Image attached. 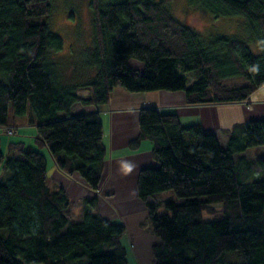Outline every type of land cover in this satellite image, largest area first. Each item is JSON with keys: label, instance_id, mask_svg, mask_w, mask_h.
<instances>
[{"label": "trees", "instance_id": "1", "mask_svg": "<svg viewBox=\"0 0 264 264\" xmlns=\"http://www.w3.org/2000/svg\"><path fill=\"white\" fill-rule=\"evenodd\" d=\"M188 1L215 19L240 20L247 39L216 35L205 41L172 16L167 0H90L93 48L86 67L93 75L72 85L57 80L49 58L62 52V39L47 23L33 21L51 15L53 0H0V132L10 107L36 131V149L17 141L7 149L15 147L14 155L0 153L10 174L0 184V264H127L122 225L93 211L71 223L64 187H48L43 147L66 175L76 173L92 191L99 189L106 156L102 126L96 112L72 114L74 105L104 106L118 87L183 91L189 105L238 104L264 86V0ZM189 72L196 79L187 87ZM231 79L246 84H223ZM81 88L89 95L79 94ZM138 127L129 146L151 142L159 164L142 169L137 182L158 239L154 264H264V179H245L243 159H235L264 147V120L247 123L241 137L232 134L226 148L200 124L183 126L154 108L140 110ZM167 191L184 202H169L168 214L157 215L148 199ZM87 200L96 205L95 198ZM221 203L226 210L204 220ZM229 206L242 220L229 215Z\"/></svg>", "mask_w": 264, "mask_h": 264}, {"label": "crops", "instance_id": "2", "mask_svg": "<svg viewBox=\"0 0 264 264\" xmlns=\"http://www.w3.org/2000/svg\"><path fill=\"white\" fill-rule=\"evenodd\" d=\"M246 102L189 105L183 91L131 93L118 87L112 90L104 106L95 108L76 104L72 108L73 114L96 112L102 126V144L106 156L99 189L92 191L78 174L66 175L56 165L60 179L59 182L50 179L51 190L63 186L71 201L70 210L79 213L80 218L86 211H93L104 220L122 225L125 233L120 242L125 250L127 264H154L152 248L158 239L147 221L146 203L138 197L137 182L142 169L157 168L159 164L153 157L151 142L142 141L134 149L129 146L139 134L140 110L154 108L161 115H175L183 126L200 124L205 131L215 135L222 148H226L232 134L241 137L247 123L264 120V86L255 90ZM76 106H79V110L74 112ZM32 128L35 130L30 126L24 129ZM2 148L0 141V150ZM248 150L236 155L235 159L246 158L243 156ZM40 151L47 152L55 162L46 147ZM256 161H262L264 166V150ZM161 194L168 197L165 200L167 203H175L168 192ZM92 198L96 199V205L87 200ZM148 202H151L150 198Z\"/></svg>", "mask_w": 264, "mask_h": 264}, {"label": "rangeland", "instance_id": "3", "mask_svg": "<svg viewBox=\"0 0 264 264\" xmlns=\"http://www.w3.org/2000/svg\"><path fill=\"white\" fill-rule=\"evenodd\" d=\"M151 1L159 2L161 0ZM167 1V6L172 16L180 22V24L198 33L205 41L216 35L234 36L242 41L247 39L242 23L238 19H215L209 14L193 7L188 0ZM89 2L90 0H53L51 15L33 19L36 23H47L51 32L58 35L63 41L62 52L58 55H49V58L56 66V77L61 84L81 85L86 83L90 76L93 75V71L91 72V70L86 67L88 55L93 48L92 14L89 9ZM250 46L253 48V45L250 44ZM186 75L188 80L187 87H189L195 81L196 74L194 72H189ZM223 84L228 87H241L244 86L246 82L243 79H231L225 81ZM78 93L82 96L89 95L83 88L79 89ZM76 107L74 112L79 110V106ZM28 121L29 119L27 117L15 116L12 107H10L7 128L14 127L17 128V131L16 134L12 136L3 134L5 131H3V133L0 132V141L3 145L2 150H0L2 155L8 154L9 150L6 148L7 145L16 143L17 141H26V143H24L26 146L31 145L36 149V145H33L36 139V131L33 128L24 129L29 127ZM263 150L264 148L261 149V147H253L243 156L246 158H242L243 162L246 161L243 164V174L245 175V179L250 180V182L256 179H264L263 162H258L259 160L256 161L258 155ZM16 151L17 149L15 147L11 148L9 154L14 155ZM41 152L45 154L44 156L48 169V186L51 189L52 184L50 179L59 182V170L56 168L55 162H53L48 153L45 151ZM2 166L3 164L0 162V184L5 183L10 177L8 172L3 171ZM167 192L169 193L168 195H172L175 204H182L184 202V200L176 198L172 191ZM166 198L168 197L164 194L163 196L162 194H157L150 197L151 202L156 205L155 213L157 215L168 214L165 208V204L168 202L165 201ZM231 207L233 206L228 207L229 215H231L233 219L237 218L242 220L238 214H233V211L231 212ZM213 208L217 213L205 212L204 220L216 219L219 217L220 213L226 210L224 203L218 204ZM67 213L71 216V223H77L81 220L79 213H74L73 210H70V207Z\"/></svg>", "mask_w": 264, "mask_h": 264}, {"label": "built area", "instance_id": "4", "mask_svg": "<svg viewBox=\"0 0 264 264\" xmlns=\"http://www.w3.org/2000/svg\"><path fill=\"white\" fill-rule=\"evenodd\" d=\"M17 128H14V127H12V128H4V129H2L3 131H5V133L7 134V135H13L14 133H16V130ZM7 130V131H6Z\"/></svg>", "mask_w": 264, "mask_h": 264}]
</instances>
